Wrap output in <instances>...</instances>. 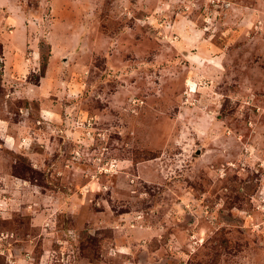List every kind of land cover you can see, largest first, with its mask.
Masks as SVG:
<instances>
[{
    "label": "rangeland",
    "instance_id": "374dc122",
    "mask_svg": "<svg viewBox=\"0 0 264 264\" xmlns=\"http://www.w3.org/2000/svg\"><path fill=\"white\" fill-rule=\"evenodd\" d=\"M0 264H264V0H0Z\"/></svg>",
    "mask_w": 264,
    "mask_h": 264
}]
</instances>
